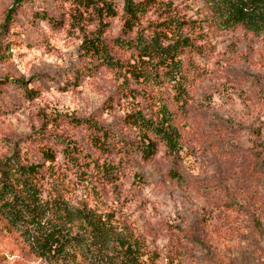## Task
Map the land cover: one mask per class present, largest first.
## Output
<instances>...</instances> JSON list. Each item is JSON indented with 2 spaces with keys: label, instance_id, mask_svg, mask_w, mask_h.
Returning <instances> with one entry per match:
<instances>
[{
  "label": "rangeland",
  "instance_id": "obj_1",
  "mask_svg": "<svg viewBox=\"0 0 264 264\" xmlns=\"http://www.w3.org/2000/svg\"><path fill=\"white\" fill-rule=\"evenodd\" d=\"M19 1L0 0V42L9 34L0 83L11 79L0 100L7 111L0 112V157L25 149L37 134L54 133L73 136L88 159L98 158V168L84 167L80 175L61 156L52 165L64 179L69 214L85 204L110 226L108 238L94 240L77 264H264V32L220 26L205 0H157L189 21L195 37L197 47L182 56L190 72L186 101L177 102L172 88L149 89L133 79L134 95L126 96L123 75L106 66L72 83L85 36H134L136 29H124L125 0H110L115 14L102 18L71 1ZM157 11L142 17L144 27L158 21ZM41 12L62 25L53 27ZM32 79L36 94L29 98L16 80ZM162 104L175 113L183 135L176 160L164 145L149 160L140 153L100 155L65 123L92 117L117 131L128 112L149 114ZM28 159L42 161L36 148ZM109 165L120 172L113 182L104 181ZM51 221L47 215L40 227L48 230ZM86 227L78 215L70 233L89 236ZM0 264L71 263L41 256L0 222Z\"/></svg>",
  "mask_w": 264,
  "mask_h": 264
},
{
  "label": "trees",
  "instance_id": "obj_2",
  "mask_svg": "<svg viewBox=\"0 0 264 264\" xmlns=\"http://www.w3.org/2000/svg\"><path fill=\"white\" fill-rule=\"evenodd\" d=\"M63 1H71L86 10L92 8L100 18L115 14L110 0ZM205 2L220 26H238L255 33L264 32V0ZM16 4H20V1L16 0ZM153 7L158 10L159 19L151 22L148 28L144 27L141 19ZM175 10L170 6H159L157 0H125L124 29L126 33L136 29L134 36L115 40L85 36L79 49L80 62L72 70V83L76 84L83 75L98 69V66H106L123 75V94L126 96L134 95L130 87L133 79L149 89L172 88L176 92L177 102L186 101L190 72L182 56L187 49L197 46L194 44L195 37L191 33L189 21ZM40 16L53 22V27L62 25L48 14L41 12ZM7 22L11 23V27L14 18L8 15ZM8 36L7 33L2 37L4 41L0 42V60L8 56ZM9 80L11 79L7 78L0 83V100L3 87L9 84ZM16 82L27 97L35 96L34 79L29 84L23 80ZM1 111L7 113L4 105H0ZM65 123L81 131L87 144L100 155L129 158L140 153L142 159L149 160L155 157L159 146L164 145L167 154L176 160L182 148L183 135L177 124V116L166 104L149 114L141 109H133L119 121L117 131L112 126L98 123L92 117H73ZM25 146V149L17 148L11 155L0 157V222L7 229L18 231L32 250L38 251L48 260L59 255L67 262L77 264L78 257H88L85 252L87 247L92 249L95 241L101 242L100 237L108 238L110 226L100 219L96 221L92 210L85 204L77 208V215L69 214L71 207L62 186L64 179L59 181L61 176L56 174L57 169L52 165L61 156L68 162L70 170L80 175L86 174L84 167L98 168L99 160L88 159L89 154L84 153L83 146L71 135L37 134ZM35 148L42 161L32 162L28 159L29 152ZM111 168L110 165L105 170L103 168L106 176L104 181L107 179L108 182H113L119 178V170ZM48 175V182L52 184L50 189L44 187ZM46 190L47 197L44 196ZM47 215L52 219L51 225L48 230H43L40 227L41 220ZM78 215L86 220V229L90 228L89 236H86L87 231L81 236L70 233L74 218Z\"/></svg>",
  "mask_w": 264,
  "mask_h": 264
}]
</instances>
